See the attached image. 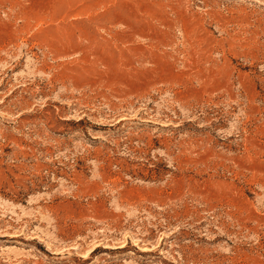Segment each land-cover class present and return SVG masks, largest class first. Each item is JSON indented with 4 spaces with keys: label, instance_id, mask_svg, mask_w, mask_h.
I'll use <instances>...</instances> for the list:
<instances>
[{
    "label": "rangeland",
    "instance_id": "obj_1",
    "mask_svg": "<svg viewBox=\"0 0 264 264\" xmlns=\"http://www.w3.org/2000/svg\"><path fill=\"white\" fill-rule=\"evenodd\" d=\"M0 264H264V0H0Z\"/></svg>",
    "mask_w": 264,
    "mask_h": 264
}]
</instances>
